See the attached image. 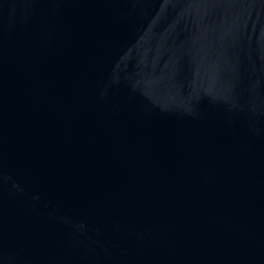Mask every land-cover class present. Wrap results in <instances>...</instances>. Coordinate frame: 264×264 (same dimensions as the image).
Returning a JSON list of instances; mask_svg holds the SVG:
<instances>
[{
    "label": "water",
    "instance_id": "95a60500",
    "mask_svg": "<svg viewBox=\"0 0 264 264\" xmlns=\"http://www.w3.org/2000/svg\"><path fill=\"white\" fill-rule=\"evenodd\" d=\"M0 264H264V0H0Z\"/></svg>",
    "mask_w": 264,
    "mask_h": 264
}]
</instances>
